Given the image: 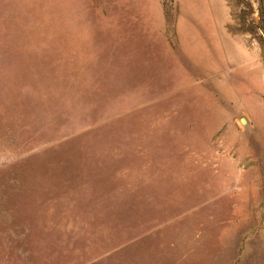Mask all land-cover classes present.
I'll return each mask as SVG.
<instances>
[{
    "label": "rangeland",
    "instance_id": "obj_1",
    "mask_svg": "<svg viewBox=\"0 0 264 264\" xmlns=\"http://www.w3.org/2000/svg\"><path fill=\"white\" fill-rule=\"evenodd\" d=\"M258 8L0 0V264H264Z\"/></svg>",
    "mask_w": 264,
    "mask_h": 264
},
{
    "label": "trees",
    "instance_id": "obj_2",
    "mask_svg": "<svg viewBox=\"0 0 264 264\" xmlns=\"http://www.w3.org/2000/svg\"><path fill=\"white\" fill-rule=\"evenodd\" d=\"M264 0H258V4H259V8H258V15L261 19H263V14H262V6H263ZM262 25H260V27H258V30L264 35V22L262 20Z\"/></svg>",
    "mask_w": 264,
    "mask_h": 264
},
{
    "label": "water",
    "instance_id": "obj_3",
    "mask_svg": "<svg viewBox=\"0 0 264 264\" xmlns=\"http://www.w3.org/2000/svg\"><path fill=\"white\" fill-rule=\"evenodd\" d=\"M243 121V120H242Z\"/></svg>",
    "mask_w": 264,
    "mask_h": 264
}]
</instances>
